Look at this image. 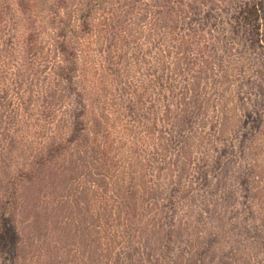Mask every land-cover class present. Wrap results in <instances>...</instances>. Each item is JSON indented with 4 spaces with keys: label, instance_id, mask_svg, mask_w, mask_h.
Returning a JSON list of instances; mask_svg holds the SVG:
<instances>
[{
    "label": "trees",
    "instance_id": "trees-1",
    "mask_svg": "<svg viewBox=\"0 0 264 264\" xmlns=\"http://www.w3.org/2000/svg\"><path fill=\"white\" fill-rule=\"evenodd\" d=\"M223 1L0 0V259L264 264V0Z\"/></svg>",
    "mask_w": 264,
    "mask_h": 264
},
{
    "label": "rangeland",
    "instance_id": "rangeland-1",
    "mask_svg": "<svg viewBox=\"0 0 264 264\" xmlns=\"http://www.w3.org/2000/svg\"><path fill=\"white\" fill-rule=\"evenodd\" d=\"M221 6H222V10L217 12L218 13L217 17L220 16L217 21L219 22L221 20V25L223 23H225V24H223L225 28H227V29L231 28V30H233V27H231V25H227L226 24L227 20H229V16L231 17L230 22H232V24H235L234 17H233V12L230 11V14H229V12H227L228 7L226 8L227 5H225V7H224V1L223 0H221ZM227 13L229 14V16L227 15ZM230 36H232V38H234L233 35H230ZM232 41H234V40H232ZM228 42H229V40L226 39L225 40V44L222 43V46L220 47V50H222V49L224 50V48H226V45H227ZM234 42H236V41H234ZM229 45H231V44H229ZM242 45L243 44H240V45L238 44L237 45L235 43V45L233 46L234 49H236V51H233L236 55H239V51L241 49H243ZM220 52L222 53L223 51H220ZM260 58H261L262 64H264V55L261 54ZM10 249H11L10 245H8L7 247L3 248V255H2L1 259H0V264H13V261H12L13 252Z\"/></svg>",
    "mask_w": 264,
    "mask_h": 264
}]
</instances>
